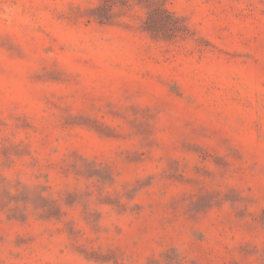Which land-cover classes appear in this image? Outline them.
<instances>
[{
    "label": "rangeland",
    "instance_id": "rangeland-1",
    "mask_svg": "<svg viewBox=\"0 0 264 264\" xmlns=\"http://www.w3.org/2000/svg\"><path fill=\"white\" fill-rule=\"evenodd\" d=\"M0 264H264V0H0Z\"/></svg>",
    "mask_w": 264,
    "mask_h": 264
}]
</instances>
